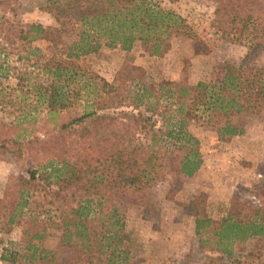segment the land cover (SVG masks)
Segmentation results:
<instances>
[{
    "label": "trees",
    "instance_id": "1",
    "mask_svg": "<svg viewBox=\"0 0 264 264\" xmlns=\"http://www.w3.org/2000/svg\"><path fill=\"white\" fill-rule=\"evenodd\" d=\"M161 2L47 0L41 9L53 26L32 23L28 38L17 42L5 33L7 25L0 26V110L7 115L0 117V150L29 165L26 176L6 177L0 218L2 227H19L29 264H130L129 235L112 194L123 187L137 195L156 179L167 150L163 139L181 151L177 171L191 176L201 158L184 127L188 120L225 140L243 131L234 117L264 115V64L253 63L264 50V0H214L215 31L245 47L217 82L156 87L144 80L141 66L127 62L108 81L78 62L79 53L101 45L128 51L139 44L161 54L172 38L197 40L186 20ZM36 38L48 41L50 53L33 64L29 59L38 49L30 42ZM9 53L15 61H7ZM38 74L43 83L35 80ZM7 78L15 83L3 84ZM163 92L172 97L178 119L163 116L170 106L161 104ZM256 196L252 203L232 195L216 219L195 210L193 230L208 264L231 258L234 246L248 239V264H264V183ZM51 231L67 247L62 258L35 244ZM6 252L0 248V261L14 262Z\"/></svg>",
    "mask_w": 264,
    "mask_h": 264
},
{
    "label": "rangeland",
    "instance_id": "2",
    "mask_svg": "<svg viewBox=\"0 0 264 264\" xmlns=\"http://www.w3.org/2000/svg\"><path fill=\"white\" fill-rule=\"evenodd\" d=\"M46 2L8 0L0 4V26L10 28L5 33L11 42L26 40L32 23L44 27L54 25L53 18L41 9ZM161 5L182 16L198 39L172 38L161 54H150L139 44L128 51L101 45L95 52L79 53L78 62L87 71L108 81L122 63H132L141 66L144 80L156 87L162 82L179 80L217 82L225 64L239 63L245 47L222 39L215 31L212 22L214 0H162ZM48 44L44 39L32 40L30 45L38 50L30 56L29 63L46 60L50 53ZM6 59L13 62L15 56L9 53ZM253 63L264 64V50ZM32 68L35 72L36 68ZM35 80L43 83L45 76L38 74ZM2 82L14 84L15 80L7 78ZM167 103L170 106L163 116L178 119L172 112V97L163 92L161 104ZM43 114H37L38 120H44ZM0 117L7 118L6 110H0ZM234 121L242 125L243 131L225 140H218L215 132L199 120L185 123V129L197 141L196 149L201 158L199 168L191 176L186 177L177 171L181 151L173 148L170 139H163L167 150L156 179L137 195L129 194L123 187L112 194L129 235L130 264H208V254L198 250L193 230L195 210L203 208L210 218L216 219L223 214L232 195L257 202V190L264 183V115L259 118L234 117ZM28 168L25 161L14 159L8 150H0V200L6 177L9 174L26 176ZM2 220L0 218V248H5L6 254L13 256L15 261H0V264H29L25 257L28 252L20 243L19 227H2ZM35 244L50 250L57 258L67 253V247L55 231ZM251 245L252 239L235 245L233 256L218 261V264H248L252 260L248 255Z\"/></svg>",
    "mask_w": 264,
    "mask_h": 264
}]
</instances>
